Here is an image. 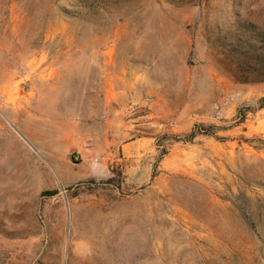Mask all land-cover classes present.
I'll return each instance as SVG.
<instances>
[{
    "label": "rangeland",
    "instance_id": "1",
    "mask_svg": "<svg viewBox=\"0 0 264 264\" xmlns=\"http://www.w3.org/2000/svg\"><path fill=\"white\" fill-rule=\"evenodd\" d=\"M262 45L264 0H0V264H264Z\"/></svg>",
    "mask_w": 264,
    "mask_h": 264
},
{
    "label": "crops",
    "instance_id": "2",
    "mask_svg": "<svg viewBox=\"0 0 264 264\" xmlns=\"http://www.w3.org/2000/svg\"><path fill=\"white\" fill-rule=\"evenodd\" d=\"M129 97H137L135 93H125V92H115L114 93V100L116 102L124 101L125 99H128ZM108 100V95H106V101ZM110 144V143H109ZM113 146L115 143H112ZM109 146V145H107ZM151 144L147 141H142L140 138L134 139L129 141L126 144H123L119 147V157L116 158L115 156L110 160V164L114 162H130L133 161V159L138 158L139 156H144L145 154L150 152ZM89 167L85 168L87 170ZM108 169V163L105 161L103 162L102 166L99 169L94 168V173L87 174L84 176V178H92L95 177L96 173H104V171H107ZM108 174V172H107ZM71 181H78L77 178H73Z\"/></svg>",
    "mask_w": 264,
    "mask_h": 264
},
{
    "label": "trees",
    "instance_id": "3",
    "mask_svg": "<svg viewBox=\"0 0 264 264\" xmlns=\"http://www.w3.org/2000/svg\"><path fill=\"white\" fill-rule=\"evenodd\" d=\"M256 104H257V107H256L257 110L264 109V97L260 98ZM251 110H255V109H251ZM244 116L245 114L242 116V120L244 119ZM215 130L216 129L213 126H204L202 124H195L193 128L191 129V131L188 134L182 136V139L180 140L185 143H191L199 135L209 136V137L215 136ZM110 180L111 179H107L103 183H109ZM44 194L54 195L56 194V192L52 191V192H46Z\"/></svg>",
    "mask_w": 264,
    "mask_h": 264
},
{
    "label": "bare ground",
    "instance_id": "4",
    "mask_svg": "<svg viewBox=\"0 0 264 264\" xmlns=\"http://www.w3.org/2000/svg\"><path fill=\"white\" fill-rule=\"evenodd\" d=\"M78 248V247H77ZM102 263V262H101Z\"/></svg>",
    "mask_w": 264,
    "mask_h": 264
},
{
    "label": "built area",
    "instance_id": "5",
    "mask_svg": "<svg viewBox=\"0 0 264 264\" xmlns=\"http://www.w3.org/2000/svg\"><path fill=\"white\" fill-rule=\"evenodd\" d=\"M75 160H76V158H75Z\"/></svg>",
    "mask_w": 264,
    "mask_h": 264
}]
</instances>
